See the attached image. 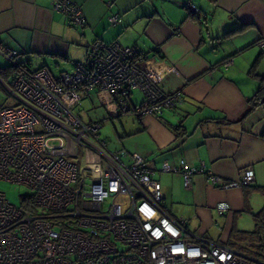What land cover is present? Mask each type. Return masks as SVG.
Returning <instances> with one entry per match:
<instances>
[{
  "label": "built area",
  "instance_id": "built-area-1",
  "mask_svg": "<svg viewBox=\"0 0 264 264\" xmlns=\"http://www.w3.org/2000/svg\"><path fill=\"white\" fill-rule=\"evenodd\" d=\"M187 8L201 17L194 5ZM52 11L73 27L85 23L72 0H54ZM19 55L0 47V57L15 68L10 84L0 81L16 102L0 110V181L31 195L16 206L0 192V264H264L189 232L186 221L165 211L146 160L111 150L99 134L102 122H85L75 111L93 91L108 93L118 117L180 109L181 92H165L145 69L147 53L95 40L83 61L56 74L28 68ZM134 91L139 103L132 101ZM160 171L178 174L185 189L196 176L220 190L254 182L249 168L231 181L184 160L163 162ZM228 209L217 206L219 214Z\"/></svg>",
  "mask_w": 264,
  "mask_h": 264
},
{
  "label": "crops",
  "instance_id": "crops-1",
  "mask_svg": "<svg viewBox=\"0 0 264 264\" xmlns=\"http://www.w3.org/2000/svg\"><path fill=\"white\" fill-rule=\"evenodd\" d=\"M53 1L0 0V47L18 51V61L30 69L35 61L42 62L39 68L45 60L56 67L81 62L95 40L147 53L145 69L165 92L180 91L183 104L158 117L126 115L138 126L125 151L155 171L172 218L226 245L242 214L264 208L257 190L264 188V109L245 115L247 100L264 82V0H72L83 13L82 27L52 11ZM132 101L140 102L133 93ZM181 160L231 181L249 168L254 182L220 190L196 176L185 189L178 174L160 171L163 162ZM221 204L229 207L223 214Z\"/></svg>",
  "mask_w": 264,
  "mask_h": 264
},
{
  "label": "rangeland",
  "instance_id": "rangeland-1",
  "mask_svg": "<svg viewBox=\"0 0 264 264\" xmlns=\"http://www.w3.org/2000/svg\"><path fill=\"white\" fill-rule=\"evenodd\" d=\"M45 67L53 74L58 73L61 70L70 69V66L60 65L56 67L54 61L45 60ZM9 63L0 57V80L6 84H10L11 76H7L6 72L3 70L7 68ZM42 66V62L35 61L33 64V69L36 70ZM0 81V110L4 108L13 107L16 105L15 100L12 98L11 94L5 89ZM135 100H141V94L137 91L133 92ZM77 111L83 118L85 122L87 121H100L102 126L99 130L101 139L106 140L108 147L111 150L118 149H128L127 144L133 139L130 132L134 126H138V122L133 116H116V109L110 99V96L106 92L93 91L89 95L82 97L81 104L76 107ZM165 115L168 113L165 112ZM132 115V114H129ZM114 117V118H112ZM111 119V120H110ZM129 140V141H127ZM0 192L3 193L6 199L13 205L21 206L24 199L31 195L30 190L23 186L12 185L4 181H0ZM257 213V212H254ZM237 227L230 233L236 234L242 231H253L255 223L251 216L247 214H242L241 220H238ZM242 230V231H241ZM230 242L235 243L232 245L241 254L253 256V249L247 241H239L235 237H230Z\"/></svg>",
  "mask_w": 264,
  "mask_h": 264
},
{
  "label": "trees",
  "instance_id": "trees-1",
  "mask_svg": "<svg viewBox=\"0 0 264 264\" xmlns=\"http://www.w3.org/2000/svg\"><path fill=\"white\" fill-rule=\"evenodd\" d=\"M3 71L6 72L7 76H11L15 71V68H13L11 65H8L7 68H5ZM259 108L264 109V82L261 83L254 95L247 100V109L245 115H248ZM220 123L225 124L226 122L222 121ZM257 190L262 196H264V188H258ZM249 214L251 215L255 223L254 230L251 232H237L236 234H231L230 237H235L239 241L249 242L251 248L253 249L254 255L247 256L260 261H264V208H262L257 213L249 212ZM226 245L235 249V247H233L232 245L236 244L228 240V243Z\"/></svg>",
  "mask_w": 264,
  "mask_h": 264
}]
</instances>
